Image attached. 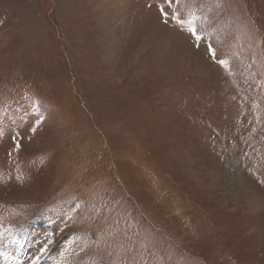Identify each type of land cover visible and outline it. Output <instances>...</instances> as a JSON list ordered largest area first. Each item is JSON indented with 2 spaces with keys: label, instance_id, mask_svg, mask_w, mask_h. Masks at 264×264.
Instances as JSON below:
<instances>
[{
  "label": "rangeland",
  "instance_id": "374dc122",
  "mask_svg": "<svg viewBox=\"0 0 264 264\" xmlns=\"http://www.w3.org/2000/svg\"><path fill=\"white\" fill-rule=\"evenodd\" d=\"M0 264H264V0H0Z\"/></svg>",
  "mask_w": 264,
  "mask_h": 264
},
{
  "label": "snow or ice",
  "instance_id": "6c2138e0",
  "mask_svg": "<svg viewBox=\"0 0 264 264\" xmlns=\"http://www.w3.org/2000/svg\"><path fill=\"white\" fill-rule=\"evenodd\" d=\"M175 2L179 5L180 3V0H165V3L170 7L171 4ZM160 12V15L163 16V17H166V19H164V23L166 24L167 23V18H170V19H173L176 21V23L178 25H183L185 23V20L177 13V12H173L170 16H169V13L165 12L163 8H161L159 10ZM187 23L189 25H192L193 24V20L192 19H189L187 21ZM190 32L192 33V35L197 39H201V37L197 34V31H196V28L193 26V27H190ZM209 51L212 52V56H213V59H215V52L213 50H211L210 46H209ZM219 63L221 65H226L227 64V61L226 60H219Z\"/></svg>",
  "mask_w": 264,
  "mask_h": 264
}]
</instances>
